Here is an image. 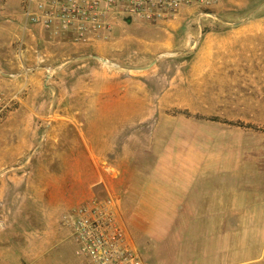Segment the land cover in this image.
I'll return each instance as SVG.
<instances>
[{"label":"rangeland","instance_id":"rangeland-1","mask_svg":"<svg viewBox=\"0 0 264 264\" xmlns=\"http://www.w3.org/2000/svg\"><path fill=\"white\" fill-rule=\"evenodd\" d=\"M26 3L0 0V8L20 5L25 14ZM108 10L111 37L120 38L112 53L83 60L71 46H58L50 58L34 50L16 62L21 88H0L17 97L16 107L29 102L0 130L1 149L13 150L19 138L23 152L0 171V264H31L30 235L64 230L68 209L89 193L109 192L120 197L146 263V243L136 239L125 199L135 175L140 181L149 167L201 163L247 176L264 171V0L193 2L159 20ZM5 60L0 86L18 70ZM77 191L65 208L61 199ZM34 198L37 219L28 212ZM47 200L54 206L45 211ZM65 246L67 259L82 262L75 244Z\"/></svg>","mask_w":264,"mask_h":264},{"label":"crops","instance_id":"crops-1","mask_svg":"<svg viewBox=\"0 0 264 264\" xmlns=\"http://www.w3.org/2000/svg\"><path fill=\"white\" fill-rule=\"evenodd\" d=\"M0 18V60H12L18 69L13 77H8V72L3 76L0 88H21L23 74L16 62L22 55L34 54V50L50 58L58 46H71L81 50L76 57L88 60L90 56L112 53L120 40L110 37L73 45L62 37L51 35L42 23L33 22L26 12H22L20 5L14 8L2 6ZM133 22L129 20L130 24ZM28 103L19 102L0 122V130L12 117L25 112ZM29 138L31 140L33 136ZM13 142L10 145L14 146L13 150L0 147V171L22 156L23 152L18 148L21 139L14 138ZM246 173L248 171L239 168L201 163L149 167L142 171L140 181L135 175L125 199L131 209L129 221L136 229V239L146 243V264H264V171H254L252 173L259 174L248 176ZM79 194L81 192L77 191L71 196L68 192L60 203L68 208L78 200ZM53 202L47 200L45 211L54 206ZM30 206L33 211H28L29 215H35L37 219L36 198ZM69 231L65 226L60 232L52 228L42 234L30 235V263L82 264L67 259L60 251L67 243L75 244ZM64 232L68 237H63ZM22 235L13 233L19 240ZM18 248L21 250L20 245ZM74 255H77L76 244Z\"/></svg>","mask_w":264,"mask_h":264},{"label":"built area","instance_id":"built-area-1","mask_svg":"<svg viewBox=\"0 0 264 264\" xmlns=\"http://www.w3.org/2000/svg\"><path fill=\"white\" fill-rule=\"evenodd\" d=\"M207 0H27L26 14L58 37L74 42L108 40L112 26L109 8L126 16L159 20L174 15L183 5ZM17 97L0 94V122L16 107ZM63 224L70 230L82 264H146L123 217L120 197L113 192L92 194L68 209Z\"/></svg>","mask_w":264,"mask_h":264}]
</instances>
